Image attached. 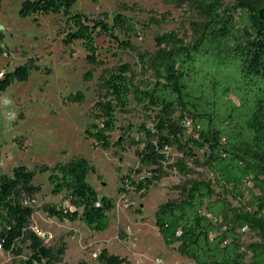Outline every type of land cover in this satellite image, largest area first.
I'll return each instance as SVG.
<instances>
[{
  "label": "trees",
  "instance_id": "obj_1",
  "mask_svg": "<svg viewBox=\"0 0 264 264\" xmlns=\"http://www.w3.org/2000/svg\"><path fill=\"white\" fill-rule=\"evenodd\" d=\"M76 1L24 0L19 14H63L62 42L79 41L91 65L100 62L97 36L137 50L131 39L138 35V22L126 13L130 5L120 4L109 22L108 15L73 12ZM167 1L186 4L199 15L194 36L187 40L178 31H166L155 36L153 54L137 51L151 72L142 83L130 63L108 70L106 93H99L85 136L104 150L135 148L138 165L121 175L120 193L134 190L145 197L172 171L188 177L195 167H207L214 179L180 183L174 187L178 196L158 206L155 224L165 243L177 244L179 253L195 264H264V0ZM3 40L0 31V56L10 55ZM33 66L40 68L28 60L4 71L0 92L14 81L28 80ZM92 76L86 74L87 79ZM72 99L83 102L85 93L78 91ZM133 105L142 109L145 120L119 125V114L129 113ZM171 149L180 155L175 160ZM198 151H203L202 159ZM37 168L49 173L52 194L64 195L66 203L29 204L42 187L34 183L36 171L24 164L15 166L12 175L0 174V248L15 263L20 258L21 264H59L66 246L46 245L30 227L34 214L40 209L48 217L83 221L100 232L110 226L109 212L116 204L88 181L98 170L83 156ZM230 197L245 207L233 205ZM248 232L259 239L246 242ZM97 260L131 264L107 248Z\"/></svg>",
  "mask_w": 264,
  "mask_h": 264
},
{
  "label": "rangeland",
  "instance_id": "obj_2",
  "mask_svg": "<svg viewBox=\"0 0 264 264\" xmlns=\"http://www.w3.org/2000/svg\"><path fill=\"white\" fill-rule=\"evenodd\" d=\"M23 1L3 0L0 8L3 45L11 52L0 56V70H12L28 60L40 68L33 66L28 80L14 81L0 92V174L12 173L15 166L24 164L36 171L34 183L42 187L39 194L27 201L29 204L39 207L45 203H66L64 195L52 194L49 173L40 172L37 167L83 156L98 170L88 175V181L100 195L113 198L116 204L109 212L110 226L105 231H93L83 221L50 218L40 209L32 217L30 227L42 233L49 247L66 246L59 264H99L93 253H100L103 248L127 257L131 264H195L179 253L177 244L165 243L155 224V212L167 199L178 196L176 185L189 179H214L213 173L205 166L195 167V173L188 177L172 171L152 186L145 197L134 190L120 193L121 175L138 165L135 148L126 152L116 148L104 150L85 136V130L92 121V108L99 93H106L103 81L108 70L130 63L137 82L142 83L151 72L137 51L153 54L155 36L166 31H178L190 40L201 18L190 6L167 0H77L73 12L108 15L109 22L120 4L130 5L132 10L126 13L138 22V35L131 39L137 50L121 48L115 38L97 36L100 62L91 65L86 62V51L79 41L72 45L62 42L63 14L23 17L19 14ZM88 72L93 76L87 79ZM78 91L85 93L83 102L72 99ZM144 115L141 108L133 105L129 113L119 114L118 124H140ZM120 132L113 134V141ZM169 152L172 160L180 156L175 149ZM198 156L202 159L203 151H198ZM216 189L224 192L222 187ZM229 199L233 205L245 207ZM258 239L255 233L245 234L246 242ZM13 257L0 248V264H21L20 258L15 263Z\"/></svg>",
  "mask_w": 264,
  "mask_h": 264
},
{
  "label": "built area",
  "instance_id": "obj_3",
  "mask_svg": "<svg viewBox=\"0 0 264 264\" xmlns=\"http://www.w3.org/2000/svg\"><path fill=\"white\" fill-rule=\"evenodd\" d=\"M4 77V71H2V70H0V78H3ZM32 228V227H31ZM33 229V228H32ZM33 230H37L36 228H34ZM40 236L42 235V233L41 232H38V231H36ZM98 255H99V253H97V252H95V253H93V257L94 258H98Z\"/></svg>",
  "mask_w": 264,
  "mask_h": 264
},
{
  "label": "crops",
  "instance_id": "obj_4",
  "mask_svg": "<svg viewBox=\"0 0 264 264\" xmlns=\"http://www.w3.org/2000/svg\"><path fill=\"white\" fill-rule=\"evenodd\" d=\"M12 173H13V170H12ZM12 173H8V175H12ZM5 174H7V173H5ZM51 218V217H50ZM77 222V221H76ZM75 223V222H74Z\"/></svg>",
  "mask_w": 264,
  "mask_h": 264
}]
</instances>
